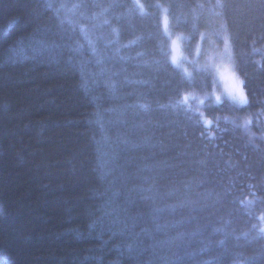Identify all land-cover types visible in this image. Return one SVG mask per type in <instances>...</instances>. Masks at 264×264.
<instances>
[{
	"label": "clouds",
	"instance_id": "9594fccd",
	"mask_svg": "<svg viewBox=\"0 0 264 264\" xmlns=\"http://www.w3.org/2000/svg\"><path fill=\"white\" fill-rule=\"evenodd\" d=\"M33 16L4 65L90 82L97 219L124 250L109 264H264V0H42Z\"/></svg>",
	"mask_w": 264,
	"mask_h": 264
},
{
	"label": "trees",
	"instance_id": "16d2710c",
	"mask_svg": "<svg viewBox=\"0 0 264 264\" xmlns=\"http://www.w3.org/2000/svg\"><path fill=\"white\" fill-rule=\"evenodd\" d=\"M41 2L0 0V264H109L124 250L114 247L108 219H97L101 197L84 123L90 82L82 87L71 71L31 63L4 65ZM218 252L212 246L201 255Z\"/></svg>",
	"mask_w": 264,
	"mask_h": 264
},
{
	"label": "snow or ice",
	"instance_id": "6c2138e0",
	"mask_svg": "<svg viewBox=\"0 0 264 264\" xmlns=\"http://www.w3.org/2000/svg\"><path fill=\"white\" fill-rule=\"evenodd\" d=\"M172 47H173V56L172 59L173 61H176L179 57V45L177 40H173L172 42ZM232 89L235 90L236 92H239V84L237 81H235V79H232Z\"/></svg>",
	"mask_w": 264,
	"mask_h": 264
}]
</instances>
